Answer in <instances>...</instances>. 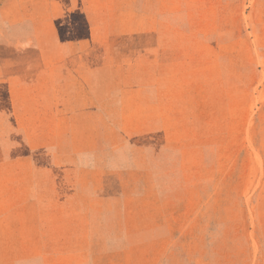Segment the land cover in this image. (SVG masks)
Listing matches in <instances>:
<instances>
[{
    "label": "rangeland",
    "instance_id": "374dc122",
    "mask_svg": "<svg viewBox=\"0 0 264 264\" xmlns=\"http://www.w3.org/2000/svg\"><path fill=\"white\" fill-rule=\"evenodd\" d=\"M0 264H264V0H0Z\"/></svg>",
    "mask_w": 264,
    "mask_h": 264
}]
</instances>
